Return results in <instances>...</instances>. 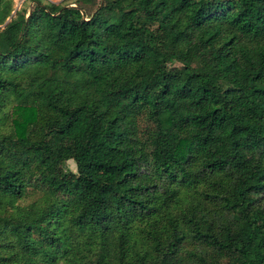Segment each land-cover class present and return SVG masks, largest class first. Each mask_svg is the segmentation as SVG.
Returning <instances> with one entry per match:
<instances>
[{
  "label": "trees",
  "instance_id": "trees-1",
  "mask_svg": "<svg viewBox=\"0 0 264 264\" xmlns=\"http://www.w3.org/2000/svg\"><path fill=\"white\" fill-rule=\"evenodd\" d=\"M29 1L0 0V264H264V0Z\"/></svg>",
  "mask_w": 264,
  "mask_h": 264
},
{
  "label": "rangeland",
  "instance_id": "rangeland-1",
  "mask_svg": "<svg viewBox=\"0 0 264 264\" xmlns=\"http://www.w3.org/2000/svg\"><path fill=\"white\" fill-rule=\"evenodd\" d=\"M14 1H15L14 12L18 9H21L22 7H25V6H29V8L32 7V3L29 0H14ZM45 1H52V2H56L58 4H71L75 0H45ZM67 165L71 170H73V171L77 170L76 163L73 160H69L67 162Z\"/></svg>",
  "mask_w": 264,
  "mask_h": 264
},
{
  "label": "water",
  "instance_id": "water-1",
  "mask_svg": "<svg viewBox=\"0 0 264 264\" xmlns=\"http://www.w3.org/2000/svg\"><path fill=\"white\" fill-rule=\"evenodd\" d=\"M74 6V5H73Z\"/></svg>",
  "mask_w": 264,
  "mask_h": 264
}]
</instances>
